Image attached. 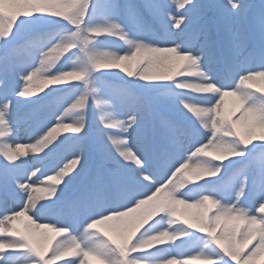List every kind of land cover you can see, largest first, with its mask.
I'll list each match as a JSON object with an SVG mask.
<instances>
[{
  "label": "snow or ice",
  "instance_id": "6c2138e0",
  "mask_svg": "<svg viewBox=\"0 0 264 264\" xmlns=\"http://www.w3.org/2000/svg\"><path fill=\"white\" fill-rule=\"evenodd\" d=\"M0 264H264V0H0Z\"/></svg>",
  "mask_w": 264,
  "mask_h": 264
},
{
  "label": "rangeland",
  "instance_id": "374dc122",
  "mask_svg": "<svg viewBox=\"0 0 264 264\" xmlns=\"http://www.w3.org/2000/svg\"><path fill=\"white\" fill-rule=\"evenodd\" d=\"M21 138H24V135H21ZM210 151V150H209ZM190 211V210H189ZM113 223H115V222H113ZM19 226V225H18ZM47 236H50L51 234H54L55 235V233H52L50 230H42Z\"/></svg>",
  "mask_w": 264,
  "mask_h": 264
}]
</instances>
